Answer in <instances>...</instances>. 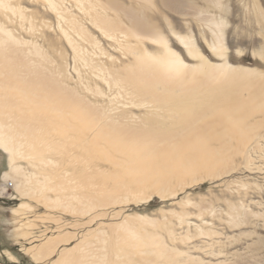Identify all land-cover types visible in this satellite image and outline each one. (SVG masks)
<instances>
[{
    "label": "rangeland",
    "instance_id": "374dc122",
    "mask_svg": "<svg viewBox=\"0 0 264 264\" xmlns=\"http://www.w3.org/2000/svg\"><path fill=\"white\" fill-rule=\"evenodd\" d=\"M49 1L0 0V27L11 36L0 30V81L24 83L16 69L33 71L77 96L84 119L47 135L57 145L43 154L53 161L34 168L16 159L43 181L16 189L23 176L2 180L9 155L0 148V264H54L61 251L74 260L88 248L110 252L93 264H264V94H252L264 80V0ZM164 61L181 62V71H163ZM106 117L173 135L210 125L213 140L254 128L244 150L230 147L207 174L158 193L127 189L133 174L85 141Z\"/></svg>",
    "mask_w": 264,
    "mask_h": 264
},
{
    "label": "bare ground",
    "instance_id": "6f19581e",
    "mask_svg": "<svg viewBox=\"0 0 264 264\" xmlns=\"http://www.w3.org/2000/svg\"><path fill=\"white\" fill-rule=\"evenodd\" d=\"M49 4L52 8H55L54 5L56 4L53 0H50ZM60 12L59 10L58 15ZM97 21L104 23L107 29L110 28L109 30L115 29L111 19L104 15L97 17ZM0 30L7 34L8 38H11L8 31L1 29V27ZM174 61L176 60L174 59ZM174 61L161 63L162 70L166 72L172 71V73L181 71L179 70L182 68L181 62ZM18 69H16L17 76L24 83L12 79V84L5 85L3 84L4 80L0 81V107L6 109V111H3L5 113L3 119H13L8 125L0 121V148L9 155L8 169L2 173L1 179L8 180V178H12L10 173L23 176V179L16 180L14 184L16 189L21 183H29L33 179L35 182H40L48 178L45 173H41V177L35 171L26 173L25 169L23 170V166L16 162V159L18 157L30 159L28 162L34 168L41 167L39 166L40 163L46 164L48 161H53L50 157L43 154V151L53 150L57 145V143H55L56 145L53 144L55 137L52 136L50 139L47 135L56 128H58V132H63V121L66 119H74L75 121L76 119H84L83 110L81 109L82 103L77 96L67 92L61 85H47L43 77L36 76L33 71V73L30 72L31 74L28 72V74L24 75L21 74V69ZM9 73L11 76L16 75L14 72ZM252 92L254 97L263 95L264 80L255 83L252 87ZM248 96L251 97V93ZM240 99H243L242 95ZM214 111L215 108L211 109L209 115H212ZM105 119L100 123L94 124L84 134L83 138L85 141L88 144H92L96 150L104 153L108 152L106 160L113 166L121 168L123 173L133 174V177L128 182L129 187L126 186L127 189L134 188V185L138 183L140 184V189H154L158 193L165 191L173 183L184 182L194 174L202 172L207 174L212 168L229 158L228 155L230 153L227 151L230 147H232L234 153L240 152L241 148L244 150L251 139L250 132L253 127V124L246 123L245 127L240 131V136L233 137L226 132L227 139L213 140L208 137L211 133L208 131L211 127L210 125H205L197 130L191 128V125L185 132L173 135L162 131L152 133L151 131H139L133 127L131 129L130 126H125L124 124L119 125L115 122V119H109L108 117ZM16 123L21 127L20 130H16L14 126ZM218 125L222 127L220 131H226L229 128L225 121H220ZM71 127H73L72 131H74L75 125L71 123ZM167 131L170 132V129ZM260 140H255L254 145H258ZM25 143L29 145V148L35 150V158L31 157L30 154L22 155V145L24 146ZM21 188L23 187L20 186ZM92 235L94 234L92 233ZM90 236L88 235L89 239L87 237V242L90 239L92 240ZM85 247L84 249H87ZM76 248H81V245ZM87 250L74 260H68V252L61 251L57 257V262L54 261V264H93L97 259L100 260L110 254V252L106 253V251L97 253L94 248L90 250L88 248ZM138 251L141 252L142 250ZM32 256L38 259L37 254L32 253ZM176 256L181 263L190 260L184 259V256ZM117 257L121 256L115 252L111 256V260ZM109 264L118 263L112 261Z\"/></svg>",
    "mask_w": 264,
    "mask_h": 264
}]
</instances>
